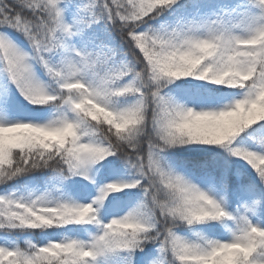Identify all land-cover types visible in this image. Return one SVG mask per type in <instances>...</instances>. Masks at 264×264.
Masks as SVG:
<instances>
[{
    "label": "snow or ice",
    "instance_id": "snow-or-ice-1",
    "mask_svg": "<svg viewBox=\"0 0 264 264\" xmlns=\"http://www.w3.org/2000/svg\"><path fill=\"white\" fill-rule=\"evenodd\" d=\"M0 264H264V0H0Z\"/></svg>",
    "mask_w": 264,
    "mask_h": 264
}]
</instances>
